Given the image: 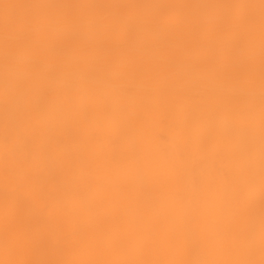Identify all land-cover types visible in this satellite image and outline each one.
<instances>
[{
	"label": "bare ground",
	"instance_id": "6f19581e",
	"mask_svg": "<svg viewBox=\"0 0 264 264\" xmlns=\"http://www.w3.org/2000/svg\"><path fill=\"white\" fill-rule=\"evenodd\" d=\"M0 264H264V0H0Z\"/></svg>",
	"mask_w": 264,
	"mask_h": 264
}]
</instances>
